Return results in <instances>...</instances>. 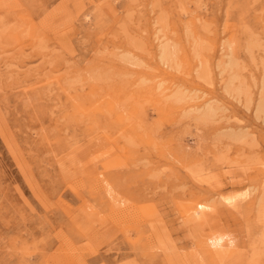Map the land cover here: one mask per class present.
<instances>
[{"label": "rangeland", "instance_id": "1", "mask_svg": "<svg viewBox=\"0 0 264 264\" xmlns=\"http://www.w3.org/2000/svg\"><path fill=\"white\" fill-rule=\"evenodd\" d=\"M263 100L264 0H0V264H264Z\"/></svg>", "mask_w": 264, "mask_h": 264}, {"label": "bare ground", "instance_id": "2", "mask_svg": "<svg viewBox=\"0 0 264 264\" xmlns=\"http://www.w3.org/2000/svg\"><path fill=\"white\" fill-rule=\"evenodd\" d=\"M170 45H168V43H166V44H163L162 45V54H161V58L163 59V62L164 63H169V61L171 62L172 60H170L171 59V53H170V51H172L171 49H170V47H169ZM174 51V50H173ZM172 56H174V53H173V55ZM172 59H173V57H172ZM180 99V98H179ZM264 100H263V102H262V105H260V108H259V110L260 111H264ZM207 111V110H206ZM205 117H207V115H205ZM229 192H230V190H229ZM219 194V193H218ZM246 191L245 192H238V193H233V195L231 194V195H227V196H222V202L225 204V205H227V206H233L236 202H238L239 200H242V199H244L245 197H246ZM221 196H219V197H221ZM221 199V198H220ZM221 240V239H220Z\"/></svg>", "mask_w": 264, "mask_h": 264}]
</instances>
